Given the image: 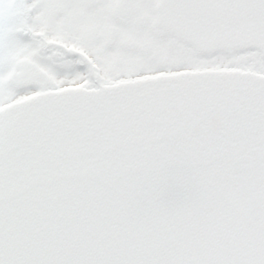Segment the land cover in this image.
I'll return each instance as SVG.
<instances>
[{"label": "snow or ice", "instance_id": "6c2138e0", "mask_svg": "<svg viewBox=\"0 0 264 264\" xmlns=\"http://www.w3.org/2000/svg\"><path fill=\"white\" fill-rule=\"evenodd\" d=\"M0 264H264V0H0Z\"/></svg>", "mask_w": 264, "mask_h": 264}]
</instances>
